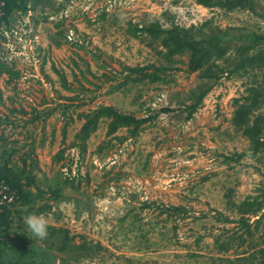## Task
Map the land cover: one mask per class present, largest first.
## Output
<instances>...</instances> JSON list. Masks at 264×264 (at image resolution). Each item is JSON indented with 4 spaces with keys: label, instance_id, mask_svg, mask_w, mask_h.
Returning <instances> with one entry per match:
<instances>
[{
    "label": "rangeland",
    "instance_id": "374dc122",
    "mask_svg": "<svg viewBox=\"0 0 264 264\" xmlns=\"http://www.w3.org/2000/svg\"><path fill=\"white\" fill-rule=\"evenodd\" d=\"M30 3L29 11L13 15L10 27H1L3 34L0 29V60L19 72L0 73V151L15 150L16 163L27 159L36 178L33 191L42 193L33 205L49 209L19 206L12 233L23 232L32 243L22 257L7 253L5 263L249 264L242 256L255 243L264 247V215L238 247L243 228L230 200L239 203L260 192L264 151L237 163L225 159L251 148L231 124L234 99L246 94L249 77L221 72L215 82L178 63L168 70V82L130 81L109 90L124 80V66L163 63L154 49L159 42L151 46L146 35L132 36L130 21L170 27L212 20L222 27L263 29V20L248 10L209 8L196 0ZM206 88L187 118L186 107ZM100 103L138 116L158 115L137 137L122 142L107 135L104 119L85 149L79 147L76 134L84 120L78 113ZM117 134L128 136L125 128ZM63 150L64 158L56 161ZM56 189L58 197L51 193ZM168 205H183L185 212L168 213ZM32 213L48 218L46 240L27 231L23 218ZM217 238L232 240L233 247L222 251Z\"/></svg>",
    "mask_w": 264,
    "mask_h": 264
},
{
    "label": "trees",
    "instance_id": "16d2710c",
    "mask_svg": "<svg viewBox=\"0 0 264 264\" xmlns=\"http://www.w3.org/2000/svg\"><path fill=\"white\" fill-rule=\"evenodd\" d=\"M196 2L205 7H218L228 11L248 10L264 21V2L260 0H196ZM30 8V0H0V29L2 26L10 27L11 18L15 13H26ZM127 30L134 37L146 35L151 38V46L155 42H159L157 46H154V49L163 63L161 65L124 66L123 69L128 71L124 80L112 84L109 92L119 90L130 81L168 82V70L174 69L178 63L186 64V69L189 72L202 70L204 78L213 79L215 82L221 76V72H225L227 75L248 76L250 82L246 87V94L234 99L235 110L231 124L250 140L251 148L250 151H234L232 155L225 156V159L228 162L237 163L246 155L255 156L264 151V112L260 111L264 105V26L263 29L240 25L222 27L214 24L212 20H206L198 25L182 26L172 23L170 27H165L159 21L144 25L130 21ZM2 31L4 30L1 29V34H3ZM2 38L6 39L3 35ZM180 56H186L187 60ZM218 61H222L223 65L218 64ZM214 67L217 71L213 70ZM55 70L61 78L62 85L70 89L65 74L56 68ZM0 73H8L12 77L19 76L18 71L13 70L1 60ZM208 89L201 90L196 95L195 102L186 107L188 109L187 118L191 117L199 108ZM167 110L168 108L162 109V111ZM157 115L158 112L138 116L122 111L114 105L100 103L88 111L83 110L78 113V117L84 122L76 134V144L85 149L86 142L98 130L104 119L108 121L107 135L115 136L122 142L127 137H137ZM124 128L127 130L128 136L118 135V131ZM66 134L67 130L64 126V137ZM15 152L8 148L0 151V187L7 186L11 191H15L17 196L12 206L0 204V264H6L7 253H18L22 257L27 250H30L32 239L23 232L13 234L12 224L19 206L34 208L33 204L36 203V198L42 194L39 191L35 194L33 191L36 178L29 174L30 164L28 162L27 165V159L22 157V163L13 162L12 157ZM63 158L64 150L59 152L54 159L59 161ZM27 169L28 176L25 177ZM259 191L257 194H248L239 203L230 200L239 215L238 224L240 228H243V231L237 236L239 238L238 247L247 241L249 235H254L264 215V182ZM59 192L58 189L51 191L55 197H58ZM47 207L48 205L44 204L35 207V209L36 212H43ZM164 210L174 214L185 212V207L183 205H168ZM258 215V218L250 222L251 217ZM223 219L226 222L232 221L227 217ZM231 241L216 239L222 251H228L233 247ZM256 244H254L255 250L251 252L249 250V254L242 257L249 264H264V247L258 248ZM245 252L247 253V250ZM18 262L19 260L15 264Z\"/></svg>",
    "mask_w": 264,
    "mask_h": 264
},
{
    "label": "clouds",
    "instance_id": "9594fccd",
    "mask_svg": "<svg viewBox=\"0 0 264 264\" xmlns=\"http://www.w3.org/2000/svg\"><path fill=\"white\" fill-rule=\"evenodd\" d=\"M27 231L39 241L46 240L49 235V220L44 214H28L24 218Z\"/></svg>",
    "mask_w": 264,
    "mask_h": 264
},
{
    "label": "built area",
    "instance_id": "2783aa9c",
    "mask_svg": "<svg viewBox=\"0 0 264 264\" xmlns=\"http://www.w3.org/2000/svg\"><path fill=\"white\" fill-rule=\"evenodd\" d=\"M16 199L15 191H11L7 186L0 187V204L11 206Z\"/></svg>",
    "mask_w": 264,
    "mask_h": 264
}]
</instances>
